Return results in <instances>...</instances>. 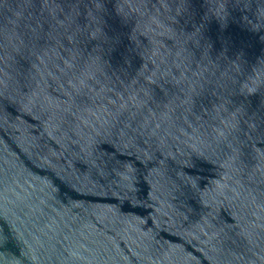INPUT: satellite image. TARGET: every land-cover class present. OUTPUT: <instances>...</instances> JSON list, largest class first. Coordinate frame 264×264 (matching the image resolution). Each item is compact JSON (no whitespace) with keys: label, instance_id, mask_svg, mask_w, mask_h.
Masks as SVG:
<instances>
[{"label":"water","instance_id":"obj_1","mask_svg":"<svg viewBox=\"0 0 264 264\" xmlns=\"http://www.w3.org/2000/svg\"><path fill=\"white\" fill-rule=\"evenodd\" d=\"M0 264H264V0H0Z\"/></svg>","mask_w":264,"mask_h":264}]
</instances>
